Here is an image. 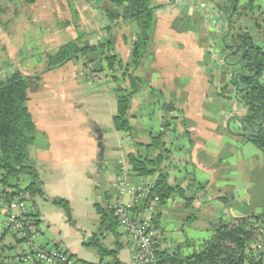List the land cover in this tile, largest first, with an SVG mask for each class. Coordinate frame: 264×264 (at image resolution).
<instances>
[{
    "label": "crops",
    "instance_id": "1",
    "mask_svg": "<svg viewBox=\"0 0 264 264\" xmlns=\"http://www.w3.org/2000/svg\"><path fill=\"white\" fill-rule=\"evenodd\" d=\"M20 2L25 3L24 0ZM152 2L161 8L156 12L152 29L151 53L135 72L142 85L132 100L130 111L133 136L115 131L112 125L108 130L103 129L98 122L94 123L95 132L93 129L84 131L78 121L81 116L78 110H84V104L76 107L77 95L74 98L55 93L58 89L54 92L51 87L48 91L39 90V87H43L38 84V99L29 97L28 108L37 125L29 155L45 193L44 199H35L40 221L36 244L61 249L78 261L100 263L96 251L85 246L86 241L98 233L100 224L93 199L102 201L105 196L111 203L123 202L133 207L140 201L130 195H120L117 189L124 175L127 182L134 186L152 182V179L144 181L129 174L126 163L127 154L137 150L135 143L147 145L152 135L165 133L166 147L170 153L163 168L169 173L172 185L186 190L185 198L173 197L161 210L158 245L162 251L174 252L181 248L182 255L189 256L211 237L220 223L242 217L238 213L231 215L226 209L227 205L240 208L252 199L253 184H264V151L249 140V134H244L239 126L247 107L240 101L233 86L239 67L226 62L222 36L228 29L227 18L218 11L213 0ZM254 3V13L243 16L241 24L258 45L263 44L261 47L264 50V32L261 30L264 0H254ZM35 5L53 8V13L41 12L39 8L36 14L40 22L54 23L52 35L43 42L46 48H59L73 40L81 45L88 42L91 46L111 41L121 59L130 61L131 45L138 32L136 23L119 21L110 24L104 13H95L85 0H36ZM253 26L259 29V37L252 34ZM7 35L10 38V34ZM56 39L63 40L55 45ZM78 63L74 65L71 61L47 72L52 73L50 86L74 82L81 69L82 75L89 77L88 70L93 71L98 65ZM105 73L101 76L110 79ZM97 77L91 75L94 81ZM104 94H101V100L108 102V93ZM114 96L112 116L117 111L116 94ZM171 103L175 111L166 115L163 105ZM58 113L63 117L60 121L64 129L54 123ZM166 117L174 119L168 130L164 128ZM156 128L161 131L156 132ZM83 134L82 144L78 140ZM99 136L103 139L104 156L107 151L111 155L117 154V150L121 153L115 169L113 162H104V157L100 156ZM38 137L43 139L42 143L37 142ZM55 137H60L58 142ZM139 152L144 154V148H140ZM66 155L72 156L66 158ZM102 170L105 177L100 182L96 173ZM66 185L71 189V197L62 192V187ZM92 192H95L94 197ZM54 197L69 199L76 231L68 228L70 224L63 211L56 213L46 206L48 199ZM227 197H233L232 204L226 200ZM41 200L45 202L40 203ZM211 201L216 202L215 208H209ZM2 221L0 214V229ZM103 243L109 248L118 244L121 248L117 254L118 261L121 264L130 263L132 243L127 236L122 235L117 239L106 234ZM2 246L11 248L5 253L7 258L2 264H17L12 259L27 251L25 244H16L11 235L5 237ZM112 261L113 258L108 257L103 264ZM19 264L38 263L32 260Z\"/></svg>",
    "mask_w": 264,
    "mask_h": 264
},
{
    "label": "trees",
    "instance_id": "2",
    "mask_svg": "<svg viewBox=\"0 0 264 264\" xmlns=\"http://www.w3.org/2000/svg\"><path fill=\"white\" fill-rule=\"evenodd\" d=\"M35 4L36 0H24ZM95 13H104L110 24L119 21L133 22L138 26L135 41L131 45L129 62H124L116 53L112 42H100L91 46L88 42L81 45L77 40L60 46L56 52L47 56V65L43 73L63 67L73 60L85 59V66L93 63L102 65L94 73H108L116 84L115 94L117 111L113 116V129L133 136L131 126V106L134 96L139 92L142 81L135 75L143 59L151 53L152 29L156 12L161 6L152 0H85ZM218 11L227 18L228 29L222 36L227 64H237L238 79L233 86L240 101L247 107V113L240 122V130L258 134L256 145L264 150V50L259 46L248 30L243 28L241 20L248 13H254V0H213ZM109 7H106V5ZM11 8L17 15V4L0 2V15H9ZM260 27V26H259ZM39 75L26 76L20 71H13L0 77V174L3 177L0 194L7 200L10 190H22L28 196L32 218L39 227L40 221L36 212V198H44L43 183L38 171L30 161L29 149L34 144L37 125L28 108L29 87L32 82L40 81ZM237 86L239 89H237ZM160 95L161 93L158 92ZM166 115L175 111L174 104H164ZM165 119L164 128L169 129L171 121ZM165 133L152 135L147 145L135 143L136 151L127 154L126 163L129 174L141 180L152 179L143 183L150 188L149 195L130 209L133 214H142L145 209L153 208L151 224L156 232V264H264V212L236 218L229 223H220L211 237L189 256L181 253V248L174 252L162 251L159 248L161 230V210L173 197H186V190L170 183L169 173L163 168L170 153L166 147ZM144 148L145 153L139 152ZM24 186V188H22ZM51 204L64 210L67 221L75 225L69 201L60 197L48 199ZM94 208L100 216L98 233L91 236L85 246L94 249L100 257V263L112 257L110 264H121L117 259L120 246L109 248L103 243L104 235L120 238L129 236L121 229L111 200L102 197L101 203ZM1 214V213H0ZM0 236V264L6 260L5 253L10 247L2 246L5 237ZM14 242H23L18 235H11ZM130 240V238H129ZM131 241V240H130ZM262 249H260L261 244ZM56 248V247H55ZM10 249V250H9ZM58 249V248H57ZM67 253V252H66ZM77 264H92L78 261L67 253Z\"/></svg>",
    "mask_w": 264,
    "mask_h": 264
},
{
    "label": "rangeland",
    "instance_id": "3",
    "mask_svg": "<svg viewBox=\"0 0 264 264\" xmlns=\"http://www.w3.org/2000/svg\"><path fill=\"white\" fill-rule=\"evenodd\" d=\"M20 1L22 0H15V3L17 4L16 16H14V11L12 10V8L9 15H0V77H3L13 71H20L26 76H34L41 74L40 81L38 83L32 81L30 83L29 97L32 100L33 99L37 100L38 96L40 95L38 92H36L38 91L37 87H39V85L43 87V88L39 87V90L48 91L49 88L51 87L54 90V92L56 89H58L56 90L55 93H61L64 94L65 96L71 95L74 96V98L77 95L78 97L75 101V103L77 102L76 107L78 108V106H82L84 104L83 105L84 110L80 109L82 110L81 112L80 110H78V114L81 115L78 118V121L84 131L88 129H93L95 132L96 130L94 127L95 122L100 123L102 128L106 130H108L107 128H109V126L111 125L113 127V123H112L113 116L111 115V108H112V102L114 103L116 84L111 79H105L103 76H101V74L104 75L105 72L94 73L91 70L86 69L88 70V74H89L88 77L86 75H82L81 73L82 69H81L80 71H78V76L76 77V80L74 82L70 84L67 83L61 86L58 85L50 86L51 83L49 82L50 81L49 79L52 73L44 74L43 70L47 65V56L54 54L58 48H53L52 46L46 48L45 47L46 45H43L44 44L43 42L48 36L52 35L54 31L52 25L54 23L52 21L40 22L39 20L36 19L37 16L36 14L38 13L39 8L41 12L47 14L53 13L52 12L53 8L52 6L42 7L41 5L36 6L35 4H27L26 2L21 3ZM0 2L6 3V2H11V0H0ZM44 8L45 9L50 8V9L45 10ZM262 28L261 30L262 32H264V23L262 24ZM258 30L259 29H257L256 26H253L251 32L253 35L259 37L261 34ZM7 34H10V38H8ZM62 40L63 39H56L55 45L59 42H62ZM55 45L53 44V46ZM262 45L263 44H260L259 46ZM46 50L48 52H46ZM78 61L81 62L78 63ZM72 63H74V65H76L77 63L80 65L82 63H86V60L83 61L76 59L73 60ZM94 69L99 70L100 65L99 64L96 65ZM92 74L99 76L97 77L96 81L91 79ZM105 92L108 93V99H109L108 102L105 100H101V94L105 95L104 94ZM62 99L66 100L64 97H62ZM55 117H56L54 118L55 125L64 129V126L60 121L63 120V117L60 115V113H58V115ZM159 131L161 130L159 128H156V132ZM245 133L250 134L251 132L249 133V131H247ZM84 134L80 136L78 135L80 139L78 141H80L82 144L84 142V139H82ZM54 139L58 142L60 137L59 138L55 137ZM37 142L42 143L43 139L38 137ZM109 144H111V142ZM71 156L72 155H66V158H70ZM120 156L121 153L119 150H117V154L114 155H111L110 151H107L104 156V162L105 160L108 161V163L113 162V168L115 169L117 167L115 164L118 162ZM105 167H103L104 170H106ZM104 170H102L103 172L100 171V173L98 174L96 173L98 181L100 182L104 181V177H105ZM263 185L264 184L257 186V183H254L252 188L253 190L252 199H249L246 202V204L241 205L240 208H236V206L234 207V205L233 207H229L227 205L226 209L229 210L231 215L238 213L240 214V216H250L251 214L256 212L257 213L264 212V207L262 206V203L264 202ZM66 186L67 187H62V192L64 193L65 196L71 197V189L69 185ZM94 194L95 192H92V197L95 196ZM63 199H66L67 201L69 200L66 197H63ZM93 200L95 203H101V200H96V199ZM226 200L230 201L231 204L233 203V197H227ZM44 202L45 200L40 201V203H44ZM215 205L216 202L211 201L209 203V208L211 207L215 208ZM46 206L51 207L54 211H56V213L57 212L61 213L62 211L64 212L63 209L54 206L50 202L47 203ZM74 226L71 224L70 226H68L70 231L72 232L76 231V229L74 230ZM262 245L263 244H261L260 249H262Z\"/></svg>",
    "mask_w": 264,
    "mask_h": 264
},
{
    "label": "built area",
    "instance_id": "4",
    "mask_svg": "<svg viewBox=\"0 0 264 264\" xmlns=\"http://www.w3.org/2000/svg\"><path fill=\"white\" fill-rule=\"evenodd\" d=\"M126 178L127 176L124 175L117 186L120 195H130L139 201L149 195L148 186L143 183L131 185ZM2 180L3 177L0 174V190ZM8 192L11 197L7 200L0 194V213L3 218L0 236L18 235L27 248V251L15 256L12 261L17 264L32 260L38 264H77L61 249L41 247L36 244L40 230L31 216L28 196L22 190ZM111 208L115 211L121 229L129 236L132 243V259L130 263L123 264H156V232L151 224L153 208L145 209L140 215L131 213L132 207L123 202H112Z\"/></svg>",
    "mask_w": 264,
    "mask_h": 264
},
{
    "label": "water",
    "instance_id": "5",
    "mask_svg": "<svg viewBox=\"0 0 264 264\" xmlns=\"http://www.w3.org/2000/svg\"><path fill=\"white\" fill-rule=\"evenodd\" d=\"M238 79V74L236 75V80ZM237 89H239V87L237 86ZM258 134L255 132L250 133L249 135H247V138L251 141H258L257 140ZM259 148L262 150V147L260 146V144H258ZM98 147L100 149V156L101 158L104 157V146H103V139L102 136H99L98 138Z\"/></svg>",
    "mask_w": 264,
    "mask_h": 264
}]
</instances>
